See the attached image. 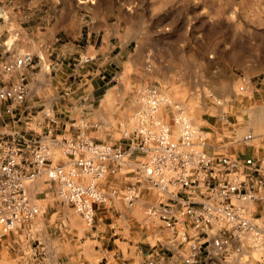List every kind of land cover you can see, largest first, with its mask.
Listing matches in <instances>:
<instances>
[{"label": "clouds", "instance_id": "1", "mask_svg": "<svg viewBox=\"0 0 264 264\" xmlns=\"http://www.w3.org/2000/svg\"><path fill=\"white\" fill-rule=\"evenodd\" d=\"M213 5L0 9V264H215L239 236L234 184L255 199L264 231V64L234 66L256 77L244 90L232 69L206 74L185 25ZM221 7L232 27L264 34V0Z\"/></svg>", "mask_w": 264, "mask_h": 264}, {"label": "rangeland", "instance_id": "2", "mask_svg": "<svg viewBox=\"0 0 264 264\" xmlns=\"http://www.w3.org/2000/svg\"><path fill=\"white\" fill-rule=\"evenodd\" d=\"M15 0H0V9H3L5 14L8 12V8H12L13 12H17L20 9L18 7H13ZM223 0H214V5L207 9L212 15L209 17H201L196 19L193 27L191 24L185 25L186 29L191 32L193 39V46H195L197 55L202 58L206 64L203 69L206 74L210 73L212 67H216L219 70L232 69V73L237 81L236 86L238 87L241 82L240 78L244 77L243 74L234 66L243 64L244 61L256 66V63L264 64V34L257 35L255 37L251 35L244 34L239 31L238 28L232 27L229 24L228 16L225 15L224 9L221 5ZM204 6H201V11H204ZM208 19V20H207ZM5 23L4 16H0V27ZM184 23L181 20V25ZM13 24H8V28L11 29ZM197 35H202V38H197ZM11 44V40H8ZM181 44L184 43L183 40L180 41ZM191 47V45L189 46ZM212 53L214 58L209 59L208 55ZM258 59V60H256ZM254 61H256L254 63ZM44 79L43 74H41L32 83V87H38L40 82ZM248 83L245 88L250 83H255V75L246 78ZM28 83V81H24ZM5 139H10L9 135L5 136ZM43 200V196L37 197ZM246 207L250 210L253 217L254 223L257 224L261 221V211L254 202H246ZM47 206L45 205V211ZM207 235V234H205ZM251 242L249 236L244 237L239 240L236 238L233 243V254L230 257L217 259L213 256L215 264H264V247L261 243H258L257 248L250 246ZM207 246L206 244L204 245ZM231 247V246H230ZM228 247V248H230ZM111 250V247H109ZM100 264H105V259L100 261ZM107 264V263H106Z\"/></svg>", "mask_w": 264, "mask_h": 264}, {"label": "built area", "instance_id": "3", "mask_svg": "<svg viewBox=\"0 0 264 264\" xmlns=\"http://www.w3.org/2000/svg\"><path fill=\"white\" fill-rule=\"evenodd\" d=\"M21 64H23V61H20ZM240 82L241 84L238 86L239 89L244 90L245 89V85L248 83L247 79L244 77L240 78ZM25 83V82H24ZM9 147H11V145H9ZM44 163H50L51 161L48 160L47 158H45V160L43 161ZM5 163L7 164V161H5ZM27 162L24 159L20 160V164H26ZM15 168L19 169V164L14 166ZM215 171V170H213ZM214 182L212 184L207 185V187L209 189H216L217 188V183L215 182V178L213 177ZM196 183H199L198 181ZM223 184L226 185L228 184L227 180L223 181ZM221 187H223V185H221ZM23 189H20V192L23 193ZM231 192H232V196L229 197V203L232 205L233 208L237 207V205H239V207L242 209V212L240 213V215H238L236 217V219L239 221V223L237 225H235V229L236 232L239 233V236L237 238L242 239L244 237L249 236V240L251 242V247L253 248H257V245L259 243L260 240V232H259V228L257 226V224H255L253 217L251 215L250 210L246 207V202H254L255 199L249 195L248 191L246 188H242L238 185H232L231 186ZM225 196H227V193H224ZM209 199H211V197H209ZM195 206V205H194ZM94 207V205H93ZM9 223H11V218H9L8 220ZM245 229H247V231H245ZM231 242L229 241V244L224 246V249L219 251V252H213V256L216 253H220V252H224L228 249V247L231 246ZM207 247V246H206Z\"/></svg>", "mask_w": 264, "mask_h": 264}, {"label": "crops", "instance_id": "4", "mask_svg": "<svg viewBox=\"0 0 264 264\" xmlns=\"http://www.w3.org/2000/svg\"><path fill=\"white\" fill-rule=\"evenodd\" d=\"M261 223L262 222L257 223V226H258L259 232H260V240H259V243H261L262 247H264V231H261L260 230V227H259L261 225ZM217 231L219 232L220 230L218 229ZM233 243H234V241L231 242V247L228 248L226 251L220 252V253H216L214 255V257L217 258V259H223V258L230 257V255L233 254V248H234L233 247ZM109 251H111V250L109 249ZM104 259H105V264H106L107 263V259L106 258H104ZM263 261H264V257H263Z\"/></svg>", "mask_w": 264, "mask_h": 264}]
</instances>
